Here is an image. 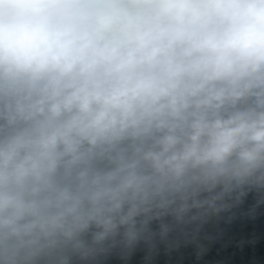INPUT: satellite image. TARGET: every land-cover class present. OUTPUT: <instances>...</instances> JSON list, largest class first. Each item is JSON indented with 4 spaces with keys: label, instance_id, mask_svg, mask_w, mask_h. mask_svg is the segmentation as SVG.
<instances>
[{
    "label": "clouds",
    "instance_id": "1",
    "mask_svg": "<svg viewBox=\"0 0 264 264\" xmlns=\"http://www.w3.org/2000/svg\"><path fill=\"white\" fill-rule=\"evenodd\" d=\"M260 213L264 0H0V264H206Z\"/></svg>",
    "mask_w": 264,
    "mask_h": 264
},
{
    "label": "water",
    "instance_id": "2",
    "mask_svg": "<svg viewBox=\"0 0 264 264\" xmlns=\"http://www.w3.org/2000/svg\"><path fill=\"white\" fill-rule=\"evenodd\" d=\"M255 238L257 254L264 250V213L255 218H239L234 223L222 224L211 253L206 256V264H245L237 246ZM177 264H191L190 257L177 259Z\"/></svg>",
    "mask_w": 264,
    "mask_h": 264
}]
</instances>
